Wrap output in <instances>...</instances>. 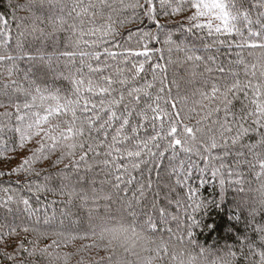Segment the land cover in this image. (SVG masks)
Here are the masks:
<instances>
[{"label": "snow or ice", "instance_id": "snow-or-ice-1", "mask_svg": "<svg viewBox=\"0 0 264 264\" xmlns=\"http://www.w3.org/2000/svg\"><path fill=\"white\" fill-rule=\"evenodd\" d=\"M11 4V0H9ZM188 3L195 12L188 17L191 23L188 31L193 28L207 29L209 37L215 36L212 43L204 44L205 49L218 48L220 45H226L229 49L235 46L242 51L236 53L237 59L234 62L236 65H244L245 73H248V65L245 63L243 50H264V11L257 14L255 21L251 18L248 11H240L236 7L235 0H160L161 8L171 9L172 13L183 12L184 4ZM144 15L149 20L156 21V7L154 0H145ZM145 5L140 4L139 0H118V3H113L112 0H72L71 8L67 15L72 17V13H76V18L79 23H68L63 14H50L46 19L44 17H35L32 19L31 31L40 33L41 35H53L61 30H69L75 37L72 40L73 51L60 53V56L67 58L66 66H71L75 70L70 71L66 77L72 83V91L70 95H61L59 90L55 92L42 88L35 81L28 79L27 86L21 84L18 80H13L11 77L18 71L16 62L20 59V55H13L10 51L9 44L10 27L9 22L0 16V75L6 74L10 79L8 82L0 84V95L8 98L9 104L0 103V107L11 106L14 108V113L5 110L0 113V118L8 120V127H12L11 120L14 115L15 127L14 130L19 134L18 147L24 148L29 142L35 140L36 147L31 149V155L25 157L22 162L12 171L15 173H24L31 175L36 172L35 164L41 160L47 159L52 153L59 151V157L55 163L59 164L64 159L70 161V165L74 171L79 172L81 165H84L86 170H92L93 164L88 162L89 154L96 161V165L102 167L106 173L112 177V180L102 181L101 183H111L114 190L119 192L121 185H125L123 189L127 192V185L138 183L137 192L133 193L130 198H121V208L126 210L128 214L134 218L146 215L147 219L143 222L149 230H155L157 225L153 222L151 214L137 211L136 205H139L140 198L145 195L146 188H151L152 181L149 179L147 183L137 181V177L133 172L142 169L143 166L152 162L162 161L165 153L171 152L169 159L175 160L180 152L192 153L201 157L204 161V167L200 168L195 162L190 159L187 162L181 160L177 167H173L172 171L177 175V184H185L188 188L187 200L188 203L184 207L186 220L185 231L189 238L192 237V227L197 223L195 214L205 206L204 202L198 199L199 190L193 188L187 182L192 178L193 169L200 174V183L204 184V179L207 173L211 174L213 180H218L220 187L221 199H223L226 180L229 183L242 184L240 179L241 173L238 171L241 164H247L250 170H255L259 167V171H255L256 179L264 176V83L253 84L250 80L245 83L241 81L238 72L230 69L225 71L219 64H215V57L208 56L207 62L205 58L196 55V50L188 45L177 44L172 39V34H165L164 44L168 45L169 53L175 47L177 52L183 53L185 61L193 62L192 75H197L195 68L200 63L204 64V73L209 74L208 80H205V88L207 90H197L200 99L194 101L199 105L204 115L200 121H207L209 118L217 116L221 112L223 118L212 120V125H216L220 132V139L215 136L210 138L209 144L196 148L188 142V139H196V133L199 127H192L188 124H183L182 110H178V105L183 106L188 102L187 96H181L177 93L172 95L171 90H165V79L163 73L165 67L159 63L151 65L152 80H144L141 84L139 81L143 79L142 73L146 75L147 70L145 65L154 54L149 48L148 42L157 39V35L153 32H139L136 34L129 33L128 39L122 43L116 42V37L120 35L116 25L123 26L124 24L132 23L133 19L138 18V9L144 8ZM264 9V0H260L258 5ZM17 7H30L27 5H17ZM132 11L131 17L126 16L125 10ZM61 13L64 12L62 8ZM168 14V13H166ZM87 24L94 25L99 17L103 22L98 27H86ZM206 17L207 22L201 23L200 18ZM13 21L17 22V28H24L23 21L29 17H19L12 13ZM49 25L52 29L51 33H46L41 24ZM259 25V30L253 29V24ZM241 24L244 27H241ZM247 31V36L245 35ZM235 34L239 40L220 39L221 36L231 37ZM20 36L24 32L19 33ZM88 39H85V37ZM134 41V44H133ZM118 49L114 51L113 49ZM16 49L18 52L23 49L21 40L16 41ZM155 51H160L159 49ZM254 51H249L251 56ZM80 57V67H75L74 58ZM143 56L144 59H139ZM29 60H34L36 57L29 56ZM51 59V57H48ZM59 58V57H58ZM43 61L45 56H40ZM131 67H128V64ZM169 63H173L171 57ZM210 64H215V70L222 75L213 79L211 73L213 67ZM257 65L252 64L253 69L251 75L255 76ZM86 69V71H85ZM209 80L212 82L209 84ZM159 81L160 87L153 94L154 84ZM175 84V81H173ZM250 90V91H249ZM17 94H23V102H17ZM243 95L244 101L241 102V108L237 112L235 110L234 101L240 99ZM195 95V94H194ZM143 99L151 100V103H145L140 107ZM195 112L196 108L189 109ZM133 117L137 122L133 123ZM231 117V119H229ZM118 124V126H116ZM182 125V127H181ZM5 128V124L0 122V132ZM114 129V131H113ZM147 129H151L152 134H148ZM144 130V135L141 136V131ZM255 134L258 139L255 143L243 144L242 141L249 134ZM110 136V139H109ZM161 142L163 148L161 149ZM131 144V147L126 145ZM239 145L242 149H247V152L237 151L231 165L226 163L229 156L230 146ZM103 149V152L100 151ZM223 149L220 155H214V150ZM6 147L0 150V157H5ZM103 156V159L99 157ZM149 160H146L145 157ZM246 156H251V160L246 159ZM126 161V162H121ZM65 167H68L67 165ZM147 171L150 173L151 168ZM38 174V173H37ZM5 175L0 172V176ZM232 177H236L234 181ZM63 179L68 180L70 177L64 175ZM84 178L81 177V180ZM141 179L143 174L141 173ZM28 192H57V189L48 187L47 184L28 183L24 186ZM244 191L243 188L240 189ZM59 195H66L68 203H72L74 198L81 201V204L88 207L89 201L92 207L88 208L89 216L93 212H97L100 207L99 201H112L111 193L100 195L93 188L91 195L84 189L77 190L75 187L62 184L59 189ZM39 197L37 196V199ZM176 204L181 205V201L177 200ZM10 205L16 206V211L22 210L28 216L36 214L37 210L33 208L28 197L21 194L20 190L11 189L0 185V206L7 209L9 213L13 211ZM155 207V205H154ZM105 211L111 207L108 203L103 205ZM191 209V211H189ZM257 210L253 209L254 214ZM161 219H165L168 215L166 209L160 208ZM61 215H71L61 213ZM55 214L43 217V225L38 215L34 221L35 226H23V232H33L37 238L46 237L49 234L56 236L57 239L52 241V245L37 249L35 246L31 250L25 247L21 242L16 250L12 253L0 251L10 264H25L23 260H17V254L20 251L27 253V256H33L37 251L41 255H49V247L60 246L61 242L70 243L77 239H90V233L84 234L53 231L49 233L42 228L53 227L55 222ZM173 220H179L178 216H172ZM63 225V220L60 221ZM5 225H0V243L6 244V237H14L17 235L16 227H11L9 231H5ZM116 234L126 231V229H112ZM255 232L259 233L261 247H257L254 242L249 241L247 244L248 253L243 255V259L248 264H264V224L256 225ZM182 240L183 237H180ZM29 243H32L29 241ZM82 247L91 248L93 244H85ZM169 254L167 245H162L155 249L154 254H150L145 264H152L153 255L163 259ZM231 256L236 261L237 253L230 251ZM69 253L63 254L65 264L69 258ZM105 258H101L97 264H102ZM108 264L112 261V257L108 256ZM171 259L176 260L175 253L171 254ZM181 264L183 262L181 261Z\"/></svg>", "mask_w": 264, "mask_h": 264}, {"label": "trees", "instance_id": "trees-1", "mask_svg": "<svg viewBox=\"0 0 264 264\" xmlns=\"http://www.w3.org/2000/svg\"><path fill=\"white\" fill-rule=\"evenodd\" d=\"M24 0H0V16H3L8 22L10 27L9 44L11 45L10 51L13 55H20V59L17 60L16 65L18 71L15 73L11 79L18 80L24 86H27V81L24 79L25 76L28 79L35 81L37 85L42 88L49 89L53 92L56 90L60 91L61 95H70L72 91V83L66 77L69 75L70 71L75 69L71 66H66L67 58L60 56V53L66 51H73L72 40L75 38L71 31L65 29L56 32L53 35H41L36 32L31 31L32 20L25 19L23 21L24 28H17V21H13L12 13L15 11L17 18L28 17V13L23 11L17 5L22 4ZM87 3V0H84ZM113 3H118V0H112ZM128 2V0H125ZM140 4L145 5V0H139ZM236 7L240 11H248L251 15L253 21L257 18V14L264 9L260 8L258 5L260 0H235ZM72 0H67V8L61 13L58 9L56 14H63L68 23H79V19L76 18V13H72V17L67 15L71 8ZM156 7V21L149 20L147 16L144 15V8L138 9V18L133 19L132 23L124 24L123 26L116 25L120 35L116 37L117 43H122L128 39L129 33L136 34L139 32H153L157 35V39L150 40L148 42L149 48L154 52L151 59L145 65L147 70L146 75L142 73L143 79L139 83H143L144 80H152L151 65L159 63L164 66L166 71L163 75L165 79V90L169 89L173 96L177 93L181 96H187L188 102L183 105H178V110H182L183 124H188L189 126H203L205 124L211 125L212 120L216 118H223V113L221 112L217 116L209 118L207 121H202L197 125V121L201 120L204 112L201 111L199 105H196L194 101L200 99L197 90H207L205 88V80H208L209 74L204 73L203 76L200 73L204 72V64L200 63L198 67L195 68L197 75L193 76V62L185 61L182 52H177L175 47L172 48V52L169 53L168 45L164 44L165 34L171 33L172 39L177 44L188 45L196 50V55L202 56L207 62L208 56L215 57V64H219L221 67L227 71L231 68L232 71L238 72V78L247 83L249 80L253 84L264 83V70L255 63L251 56L248 55L249 51H258L251 49H244L243 55L245 63L249 66L248 73L244 71V65H236L234 62L237 57L236 53L242 51L241 49L233 47L229 49L226 45H220L218 48L205 49L204 44L212 43L215 36L209 37L207 35V29H197L193 28L191 32L188 31L191 23L188 17L193 14L194 8L190 4H184V11L178 13H172L171 9L161 8L160 0H154ZM45 18H47L52 12L50 10H41ZM168 13V14H166ZM37 14H40L38 11ZM126 16L131 17L132 11L126 9ZM86 27L96 26L98 27L103 21L98 17L94 25L87 24V18L85 17ZM201 23H206L200 18ZM40 27L45 29L46 33H51L52 30L46 27L45 24H41ZM241 27H244L241 24ZM254 30H259V25L253 24ZM24 32L23 36L19 33ZM245 35L247 36V31L245 30ZM21 40L23 44V49L18 52L16 49V41ZM85 39H88L86 36ZM220 39L226 40H239L235 34L231 37L221 36ZM134 44V41H133ZM159 49L160 51H155ZM118 51V49H113ZM29 56L36 57L34 60H29ZM40 56H45V59L41 61ZM48 57H51L49 59ZM59 57V58H58ZM173 63H169V58ZM139 59H144L143 56ZM75 67H80V57L77 55L74 58ZM215 64H210L213 67V72L211 77L213 79L220 77L222 74L215 70ZM252 64H256L255 76L251 73L253 69ZM131 67L129 63L127 65ZM86 71V69H85ZM9 77L4 74L0 75V84L9 81ZM175 81V84L173 83ZM212 80H209V84ZM159 81L154 84L151 91L153 94L160 87ZM250 91V90H249ZM195 94V95H194ZM23 94H17V102H23ZM244 101L243 95L239 100L234 101L235 110L238 112L241 108V102ZM151 100L143 99L140 103V107H143L145 103H151ZM0 103L8 105L9 101L7 97L0 95ZM196 108L195 112L189 111V109ZM5 110L14 113V108L9 106L7 109L0 107V113ZM231 119V117H229ZM0 122L5 124V128L0 132V150L4 149H14L9 150L5 157H0V172H4L5 175L0 176V185L4 187H9L11 189L20 190L21 194L28 197L33 208L37 210L36 214L33 216H28L25 213L21 205L20 211H16L15 205H10L13 211L9 213L7 209L0 206V225H5V231H9L11 227H16L17 235L14 237H6V244L0 243V251L14 252L18 245L23 242L25 247L31 250L33 246L37 249L44 248L46 246L52 245V241L57 239L56 236L48 235L46 237L37 238V236L29 231L27 233L23 232V226L34 227L36 215L39 216L41 225H43V217L45 214L51 216L55 214V222L53 227L42 228L49 233L53 231H65L74 232L79 234H84L89 232V212L88 208L92 207L91 201H89L88 207L81 204V201L77 198L72 200V203H68V197L66 195H59V189L62 184L75 187L77 190L84 189L91 195L93 188L96 189L97 193L103 195L105 193H111L113 196L112 201L100 200L98 203L100 207L97 209L99 212H103V205L108 203L111 208L115 209L121 207V198H130L135 192L138 196L139 193L136 191L138 188V183L134 182L132 185H127L129 189L125 192L123 189L125 185H121V190L117 192L111 186V183H101L102 181L112 180L102 167L96 165V161L89 154L88 162L93 164L92 170H86L84 165H81L79 172L73 170L70 165V161L66 158L61 163L57 164L55 161L59 157V151L52 153L47 159L41 160L35 164L36 172L27 175L24 173H15L12 170L16 168L22 160L31 155V149L36 147L35 140L29 142L24 148L18 147L19 134L15 132V118L14 115L11 120L12 127H8V120L0 118ZM137 120L133 117V123ZM118 126V124L116 125ZM182 127V125H181ZM114 131V129H113ZM148 134L151 133V129H147ZM144 135V130L141 131V136ZM110 139V136H109ZM258 137L255 134L250 133L248 137H245L242 141L243 144L255 143ZM163 143L161 142V149L163 148ZM131 147V144L126 145ZM202 150V147H201ZM103 152V149H100ZM244 151L247 149L240 148L239 145L230 146L229 156L226 159V163L232 164L235 152ZM223 153V149L214 150V155H220ZM171 152L165 153V157L162 161L152 162L146 156L145 159L149 160V163L142 167L141 170L133 172V175L137 177V181L141 183H147L150 179L152 181L151 188H146L145 195L140 198L139 205H136L137 211L142 213L151 214L153 217V222L157 225L155 230H150V232L159 237L161 240H179L181 242L187 241L193 244L194 247H209L217 252L220 251H232L237 253L236 264H248L246 260L243 259V254L248 253L247 244L249 241L254 242L257 247H261L259 233L255 232L254 229L258 224H264V211H256L254 214L251 209L245 208L238 203V194L242 193L241 188L245 190L248 184L254 180L255 171H259L257 166L255 170H250L247 164H241L238 171L241 173L240 179L243 180L242 184L229 183L226 180V185L224 189L223 199L220 195V187L218 180H213L211 174L207 173L204 177L205 183H200V174L193 169L192 178L187 182L193 188L199 190L198 199L203 201L205 206L201 208L196 214L197 223L193 225L191 238L187 236L185 224V213L184 207L188 203L187 193L188 188L185 184H177V175L172 171L173 167H177L181 160L195 162L200 168L204 167V161L201 157L197 156L195 151L192 153L180 152L179 156L175 160L169 159ZM103 159V156L99 157ZM246 159L251 160V156H246ZM126 162V161H121ZM68 167H65V166ZM148 168L152 171L149 173ZM38 173V174H37ZM141 173L143 174V179H141ZM64 175H68L70 179H63ZM81 177L84 179L81 180ZM236 177H232L231 180L234 181ZM114 182V180H112ZM28 183H38L47 184L48 187L57 189V192H28L24 187ZM37 196L39 197L37 199ZM180 200L181 205L178 206L176 201ZM155 205V207H154ZM160 208L166 209L168 215L165 219H161V214L159 212ZM191 211V209H189ZM70 212L71 215H61V213ZM172 216H178L179 220H173ZM138 219L144 221L147 219L146 215H141ZM63 220V225L60 221ZM180 237H183L181 240ZM31 241L32 243H29ZM91 240H80L77 239L70 243L61 242L58 248L49 247V251L55 249V251L60 253H69L68 264H78L81 262V257L86 255V253L78 252V249L85 244H90ZM92 255H95L93 252ZM100 255L105 259L102 264H108L107 255L100 252ZM17 260H23L25 264H48V257L41 255L37 251L33 256H27V253L20 251L17 254ZM62 264L63 259L61 257ZM100 260L96 261L97 262ZM0 264H10L9 261L5 259L3 255H0Z\"/></svg>", "mask_w": 264, "mask_h": 264}, {"label": "clouds", "instance_id": "clouds-1", "mask_svg": "<svg viewBox=\"0 0 264 264\" xmlns=\"http://www.w3.org/2000/svg\"><path fill=\"white\" fill-rule=\"evenodd\" d=\"M27 4H30V7L20 8L28 13L31 20L34 18V14L35 17H44L41 10H50L52 14H56L57 9L61 11L62 8L65 9L68 6L67 0H24L19 5ZM38 11L40 14H37ZM45 25L51 29L47 23ZM251 57L261 70H264V50L254 51ZM198 127L196 139L194 141L191 138L188 139L194 150L209 144L212 136H215L217 140L220 139V132L216 125L205 124ZM262 158H264V154H262ZM237 199L238 203L245 208L264 211V176L250 182L245 190L238 194ZM120 228L126 229V231L119 234L112 231V229ZM89 233L93 247L84 248L81 246L78 249V252L86 253L78 264H96L97 260L104 258L100 255L101 251L107 257L113 258L110 264H145L146 258L150 254H154L155 249L162 245H167L169 254L163 259L153 255L152 264H181V261L183 264H236L230 250L217 252L209 247H194L187 241L161 240L150 232L142 220L130 216L121 207L110 208L103 212H93L89 219ZM49 252L52 253L51 256L45 255L48 257V264H62L61 257L63 259L64 253L57 252L55 249ZM93 252L95 255H92ZM172 253H175L176 260L171 259ZM63 264H65L64 259Z\"/></svg>", "mask_w": 264, "mask_h": 264}, {"label": "rangeland", "instance_id": "rangeland-1", "mask_svg": "<svg viewBox=\"0 0 264 264\" xmlns=\"http://www.w3.org/2000/svg\"><path fill=\"white\" fill-rule=\"evenodd\" d=\"M194 12H195V10H194ZM194 12H193V13H194ZM201 19H202L203 21H207V18H206V17H202Z\"/></svg>", "mask_w": 264, "mask_h": 264}]
</instances>
